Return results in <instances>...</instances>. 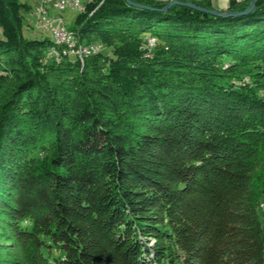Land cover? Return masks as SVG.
<instances>
[{
    "label": "trees",
    "instance_id": "1",
    "mask_svg": "<svg viewBox=\"0 0 264 264\" xmlns=\"http://www.w3.org/2000/svg\"><path fill=\"white\" fill-rule=\"evenodd\" d=\"M23 7L0 0V264H264V0H86L83 62Z\"/></svg>",
    "mask_w": 264,
    "mask_h": 264
},
{
    "label": "built area",
    "instance_id": "2",
    "mask_svg": "<svg viewBox=\"0 0 264 264\" xmlns=\"http://www.w3.org/2000/svg\"><path fill=\"white\" fill-rule=\"evenodd\" d=\"M54 12H51L52 10ZM66 9H84L83 0H37L32 8V15L35 18L33 26L38 30L47 31L49 36L69 37L70 46L65 49H48L47 56L60 62L65 56H78L82 59V52L86 49H96V53L104 48V44L99 41L83 43L79 42L77 36H71V30L64 23L61 12ZM1 33V30H0ZM153 44V38L147 42L150 47ZM264 213V209H262Z\"/></svg>",
    "mask_w": 264,
    "mask_h": 264
},
{
    "label": "rangeland",
    "instance_id": "3",
    "mask_svg": "<svg viewBox=\"0 0 264 264\" xmlns=\"http://www.w3.org/2000/svg\"><path fill=\"white\" fill-rule=\"evenodd\" d=\"M26 1L30 7L29 8H21V14L23 16V23H22V33L23 36L26 38H43V37H50L49 33L47 31H42V30H38L37 28H35L33 26V23L35 21L34 16L32 15V8L34 6V4L37 2V0H24ZM86 1V0H83ZM55 10L53 9L51 12H54ZM78 9H66L64 11L61 12V16L64 20V23L70 27L73 23H74V19L78 13ZM75 32V31H74ZM76 36V35H75ZM150 38H153V44L150 47L149 45H147V47H149L150 49L155 45V38L154 37H147L144 38V42H148L150 41ZM147 44V43H146ZM105 48V46H104ZM104 48L102 50H104ZM149 48L146 49L145 53L149 56L150 53L149 52ZM101 50V51H102ZM100 52V51H99ZM84 60V59H83ZM83 60L81 59V61L83 62ZM262 97H264V92H261ZM264 201V200H262Z\"/></svg>",
    "mask_w": 264,
    "mask_h": 264
},
{
    "label": "water",
    "instance_id": "4",
    "mask_svg": "<svg viewBox=\"0 0 264 264\" xmlns=\"http://www.w3.org/2000/svg\"><path fill=\"white\" fill-rule=\"evenodd\" d=\"M126 2L134 7L161 10V11H166L168 8H170L173 5H184L203 13L211 14L214 16L228 17V16H238L249 13L255 7L257 0H249L246 7H244L242 10H229L228 8H216L214 6L213 8H206L192 1H184V0H169L166 4H164L162 7L159 8L148 4L137 3L132 0H126Z\"/></svg>",
    "mask_w": 264,
    "mask_h": 264
},
{
    "label": "bare ground",
    "instance_id": "5",
    "mask_svg": "<svg viewBox=\"0 0 264 264\" xmlns=\"http://www.w3.org/2000/svg\"><path fill=\"white\" fill-rule=\"evenodd\" d=\"M71 30V36H75V32L73 29L69 28ZM53 40V45L49 49H65L67 46H70V39L69 37H54L51 36ZM96 53V49H86L82 52V55H91ZM260 209H264V201L260 202Z\"/></svg>",
    "mask_w": 264,
    "mask_h": 264
},
{
    "label": "crops",
    "instance_id": "6",
    "mask_svg": "<svg viewBox=\"0 0 264 264\" xmlns=\"http://www.w3.org/2000/svg\"><path fill=\"white\" fill-rule=\"evenodd\" d=\"M212 5L216 8H225L230 0H210Z\"/></svg>",
    "mask_w": 264,
    "mask_h": 264
}]
</instances>
